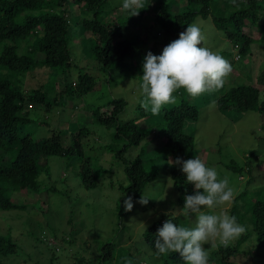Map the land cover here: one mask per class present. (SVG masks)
Here are the masks:
<instances>
[{"label":"trees","instance_id":"obj_1","mask_svg":"<svg viewBox=\"0 0 264 264\" xmlns=\"http://www.w3.org/2000/svg\"><path fill=\"white\" fill-rule=\"evenodd\" d=\"M66 1L0 0V210L25 211L26 205L17 203L13 198L14 193L21 192V190H31L34 193L43 189L58 191L55 185L46 188L45 180L41 179V175L44 173L47 176L50 175L47 157L75 159L79 166L77 174L80 183L87 189L97 187L99 182L105 178L106 173L112 171L111 167L95 163L97 160L87 154L88 150L100 146L110 152L113 156L112 160L124 164L128 183L119 185L123 194L119 203V212L121 216H129L133 209L130 212L124 211L123 201L131 195L135 203L142 193L144 194L147 186L156 179L155 170L158 169L155 164L151 168L153 170L146 168L143 160V156L147 153L145 145L140 148L134 159L128 158L126 152L130 148L140 145L152 131V140L158 139L156 147L162 154L164 153L167 160L174 186L179 192V201L185 203V195L194 194V186L187 183L186 175L178 166L171 163L177 157L184 160L193 157L194 136L185 132L184 127L187 120L198 119L199 109L186 97L187 94H184L185 89L183 88L175 91L173 95L179 97V102L171 106H162L160 113L163 116V127H159L158 131L153 126L147 127L144 122L142 123V119L149 115L148 111L150 110L149 106L147 109L142 107L145 100H141L139 105L140 116L121 120V114L127 109V101L123 98H113L103 105L92 108V117L97 124L105 126L109 130L114 129V133L111 130V143L101 144L95 138L100 132V127L97 129L98 133L90 131L85 126L74 129L70 132L71 140L68 146L64 145L60 129H51V134L48 130L47 136L35 137L33 131L38 126L39 120L31 117V110L36 109L33 112L38 113L40 109L52 112L61 108V100L51 93L57 94L61 91L58 89L59 86L53 84L52 75L57 68L71 67L73 64L70 49L71 35L69 34V23L73 21V18L70 15V10L66 8ZM171 1L160 0L161 9L156 10L158 24L165 30L162 38L165 40V46L178 39L179 34L186 29L187 25L193 23L196 15L213 18L217 28L231 43L233 51L235 46H238L239 59L252 52L254 44L258 40L264 44V22L260 23L261 18L264 17V0H224V12L213 14H211V3L214 0H188L189 8L182 13L172 12ZM76 2L85 10L93 12L92 18L82 19L81 22L95 38V57L102 70H110L111 65L115 62L118 68H121V73L132 76V69L135 67L130 71L128 63L124 61L126 57L132 59L142 56L138 62L141 70L148 51H152L156 55L161 54L158 52L159 44H155L151 48H143L144 43L151 38L149 35L140 36L136 31L140 36V40L136 41L130 37H124L120 32L118 21L121 23L132 19L131 12L123 10L116 16L117 19L112 20L105 17L108 11L118 8L119 4L114 0H76ZM165 3L167 4L164 7ZM195 6H200V8L194 10ZM143 9L139 11V19L142 18ZM125 16H128L127 20L124 19ZM39 30L43 31V35L39 34ZM35 34L40 35L39 41L29 47V43L25 40ZM121 37L124 38L120 40ZM138 42H141V45ZM25 43L27 44L24 45ZM43 67L52 70L49 79L36 89L29 90L26 87V81L30 80L31 73L36 68ZM140 70L137 69L136 72ZM10 75L17 76L18 83H14L13 79L9 78ZM248 76L250 77V75ZM247 79V82H240V84L236 83L238 79L231 80L230 86L224 83L223 88L210 93L211 98L221 111L247 112L255 110L264 116V64L254 80L253 78ZM96 85L97 81L94 76L82 73L76 85L68 84L64 92L71 91L75 96L86 95L94 90ZM71 103L74 106L73 101ZM56 122L57 125L60 124V122ZM47 123L50 124V118L39 121V125ZM85 138L86 140H84ZM122 141L124 143L121 147ZM43 159L45 161H42ZM252 165L250 161L244 166L235 162L230 166L235 172L242 175L243 172L250 174L254 167ZM258 166L263 172L264 160ZM110 186L118 188L114 182ZM262 197L253 198L249 204L248 211L252 214L251 223L242 221L238 217V205H236L232 212L233 216L237 218L239 224L248 225L249 229L227 247L218 244L213 249L211 256H208V262L236 264V260L241 256L251 257L252 262L249 264L264 261V195ZM6 217L0 216V221L5 220ZM170 217L174 219V223L182 227V219L174 213H168L154 221L143 234L146 244L154 253L157 230ZM13 228V225H8L6 232L0 228V264H9L8 260L18 252V236L13 235L11 231ZM252 232L255 234L256 244L242 250L241 244L250 240L254 235ZM42 239L49 247L54 245L51 244L52 238L42 236ZM54 242L57 241L54 239ZM118 246L119 243L110 241L103 245L100 256L101 264H114ZM157 258L161 259L163 264H186L178 253L162 254Z\"/></svg>","mask_w":264,"mask_h":264},{"label":"rangeland","instance_id":"obj_2","mask_svg":"<svg viewBox=\"0 0 264 264\" xmlns=\"http://www.w3.org/2000/svg\"><path fill=\"white\" fill-rule=\"evenodd\" d=\"M114 1L118 4L123 2V0ZM142 3L145 8L141 19L138 15H132V19L121 23L118 21L117 25L122 30L124 37H130L136 41L140 40V36L149 35L151 38L144 43L143 48H151L155 44H159L158 52L162 53L165 47V40L162 39L165 30L158 24V12L156 11L161 9L160 0H142ZM170 5L173 6V13H182L189 8L188 0H172ZM211 6V14L224 12V0H214ZM66 8L70 10V15L73 18V21L69 23L73 64L71 67L57 68L52 75L53 84L59 86L58 89L61 91L57 94L51 93L61 100V108L52 112L40 109L38 113H35L33 110L36 109L29 106L32 109L31 117L33 119L45 121L50 118V124L39 125L38 121V126L33 132L35 137L40 138L47 136L48 130L51 134V129H60L64 145L68 146L71 140L70 132L74 129L85 126L90 131L98 133L97 129L100 127V132L95 138L101 144L111 143L114 129H111V132L105 126L97 124L92 117V108L103 105L113 98H123L127 101V109L121 114V120H129L141 115L139 105L141 100L146 101V97L139 87L143 72L142 69L140 70L138 62L142 56L124 59L128 63L130 71L135 67L132 69V76L121 73V68L119 69L115 62L111 65L110 70H102L95 57V38L81 22L82 19L92 18L93 12L85 10L74 0H67ZM199 8L200 6H195L194 10ZM123 10L118 5L114 11H108L105 17L112 20V15L117 14L116 16H118ZM124 19L127 20L128 16H125ZM263 22L264 17L260 20V23ZM193 23L197 24L201 30L202 46L223 56L231 63L232 72L225 79L226 85L230 86L231 80L238 79L236 83L240 84V82H247V78L255 79L264 64V44L258 40L254 44L252 52L237 60L231 43L225 39L223 32L217 28L211 16L205 18L196 15ZM39 38L40 35L35 34L25 41L29 43L30 47ZM138 43L141 45V42ZM137 69L140 71L136 72ZM51 71L47 67L36 68L31 73L30 80L26 81V87L29 90L36 89L49 79ZM85 72L95 77L96 88L89 94L81 96H75L71 91L65 93L67 85H72L74 81L78 82L79 74ZM10 77L14 83H18L17 76L10 75ZM184 94H187L186 97L199 109L198 119L187 120L184 127L185 132L194 136L195 149L192 158L199 157L207 167L215 168L218 179L227 177L229 187L234 192V198L230 203L215 206L212 209H204V211L217 215L226 212L233 216L232 212L238 205L239 216H236L242 221L251 223L252 214L248 211L249 204L253 198H263L262 195H264V171L261 172L258 166L264 160V116L255 110L247 112L221 111L209 92L195 98L189 96L185 90ZM174 99L175 103L180 100L176 96ZM72 101L74 106H72ZM175 103L164 106H171ZM148 106L149 115L142 119V123L144 122L147 127L153 126L158 131L159 127H163V116L160 112L153 114L151 104L149 103ZM56 121L60 124L57 125ZM152 136L153 131L140 145L132 147L126 152L128 158L134 159L140 148L145 145L147 153L143 156V160L146 168L149 170L155 164L158 169L155 170L156 179L147 186L144 192V195L152 199L147 205H141L137 202L138 199L129 216H121L119 212V203L123 197L119 185L128 183L125 167L124 164L112 160L113 156L110 152L100 146L87 151V154L97 160L95 163L112 168V171L106 173L99 185L92 189H87L80 183L77 174L79 166L75 159L47 157L50 175L47 176L44 173L41 175V179L45 180L46 188L55 185L58 191L43 189L34 193L31 190H21V192L14 193L13 198L17 203L26 205L25 211L0 210V216L8 215L5 220L0 221V228L6 232L8 225H13L14 228L11 231L14 236H18V252L8 260V263L101 264L102 247L107 241H110L119 243L116 248L114 264H163V261L154 255L143 238L146 229L166 213L178 215L182 219V227L186 228H194L196 220L193 215L185 217L177 211L183 207L184 203L179 201V192L174 186L165 155L156 147L158 139L152 140ZM123 143V141L120 143L121 147ZM250 161L254 166L250 174L243 172L240 175L241 173L235 172L230 166L234 162L244 166ZM251 177L252 180H250ZM112 182L118 188L111 187ZM237 197L239 198L235 200ZM247 227L249 226H245V232L249 229ZM252 227L251 224V229ZM42 236L52 238L51 244L56 247L54 245L49 247L43 241ZM54 239L57 242H54ZM233 241L230 243L232 244ZM256 242L254 234L250 240L241 244V249L246 250ZM215 243L216 245L220 244L218 239ZM204 246L210 257L215 247H211L210 244ZM250 262H252L251 257L241 256L235 263L249 264ZM208 264L212 263L208 262ZM257 264H264V261Z\"/></svg>","mask_w":264,"mask_h":264},{"label":"clouds","instance_id":"obj_3","mask_svg":"<svg viewBox=\"0 0 264 264\" xmlns=\"http://www.w3.org/2000/svg\"><path fill=\"white\" fill-rule=\"evenodd\" d=\"M119 6L132 15H138L140 9L145 8L142 0H123ZM116 15H112V19ZM39 34L43 35V31L39 30ZM234 51H237L235 57L240 55L237 46ZM142 72L139 87L146 97L142 107L147 109L150 103L152 113L158 114L163 105L175 103L173 93L180 88L185 89L193 98L223 88L226 77L232 72V65L223 56L202 46L201 30L193 23L187 25L178 39L166 45L160 55L148 51L144 57ZM76 83L77 81L73 82L74 85ZM171 164L178 166L186 175V182L194 186V194H186L183 207L177 211L185 217L193 215L196 226H178L170 217L157 230L154 254L160 257L162 254L178 253L186 264H208L205 244L216 247L218 239L221 245L227 247L246 231L235 216L226 212L217 215L204 211L230 203L234 198L233 189L229 187L227 177L218 179L216 169L207 167L199 157L187 160L177 157ZM150 199L152 198L142 193L137 202L147 205ZM123 206L124 211H132L133 196H127Z\"/></svg>","mask_w":264,"mask_h":264},{"label":"built area","instance_id":"obj_4","mask_svg":"<svg viewBox=\"0 0 264 264\" xmlns=\"http://www.w3.org/2000/svg\"><path fill=\"white\" fill-rule=\"evenodd\" d=\"M237 47H238V46H237ZM236 58H237V59L240 58V55H237Z\"/></svg>","mask_w":264,"mask_h":264}]
</instances>
